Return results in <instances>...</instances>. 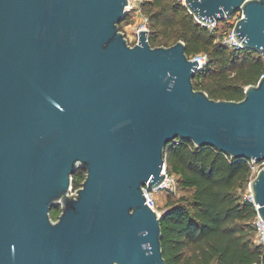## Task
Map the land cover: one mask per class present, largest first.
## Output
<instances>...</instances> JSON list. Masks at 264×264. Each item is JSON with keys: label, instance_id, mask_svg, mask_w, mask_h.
<instances>
[{"label": "water", "instance_id": "95a60500", "mask_svg": "<svg viewBox=\"0 0 264 264\" xmlns=\"http://www.w3.org/2000/svg\"><path fill=\"white\" fill-rule=\"evenodd\" d=\"M128 3L0 0V264H167L144 194L167 144L264 159V76L241 100L211 98L183 40L128 42ZM184 4L204 24L242 10L234 37L264 55V0ZM249 188L264 221V167Z\"/></svg>", "mask_w": 264, "mask_h": 264}, {"label": "trees", "instance_id": "16d2710c", "mask_svg": "<svg viewBox=\"0 0 264 264\" xmlns=\"http://www.w3.org/2000/svg\"><path fill=\"white\" fill-rule=\"evenodd\" d=\"M141 7L148 17L151 46L183 40L189 57L207 54L194 86L211 98L241 100L246 87L264 73L263 54L231 49L217 40V29L199 22L183 0H143ZM164 159L176 184L190 192L169 201L162 216L167 264H264V244L252 239L256 205L246 197L252 160L180 138L167 144ZM83 171L74 176V188L82 184Z\"/></svg>", "mask_w": 264, "mask_h": 264}, {"label": "built area", "instance_id": "2783aa9c", "mask_svg": "<svg viewBox=\"0 0 264 264\" xmlns=\"http://www.w3.org/2000/svg\"><path fill=\"white\" fill-rule=\"evenodd\" d=\"M136 1L137 0H129L128 5L126 6V9L128 10V14H129V11L131 9H136V4H135ZM137 11L141 12V8L139 7V9ZM127 17H128V15H127ZM242 17H244L243 11L237 10L232 16L226 18V21L228 23V28L223 29V30L219 29V21H214L211 24H205V25L210 27L212 30L217 29V40H220L222 43L226 44L231 49L243 48L242 43L239 42L234 37V27H235L237 21L239 19H241ZM197 20L200 22L199 19H197ZM148 22H149L148 17L146 16L144 19V22L140 26L137 27V30L135 32V40L133 43H131V45H134L135 43L139 42V31L143 30V29H148ZM201 23H203V22H201ZM123 32L125 33V31H123ZM125 35H126V33H125ZM189 58L193 59V60L197 59V61L199 63L197 66L198 67L197 73L203 69L204 65L206 64V62L208 60V56L206 53H200L198 55L190 56ZM263 76H264V73L260 76V78ZM263 167H264V159H262L260 162H255L254 160H252V163H251L252 176L253 175L255 176L260 171V169ZM163 172L165 173V179L158 187H156L152 190L148 189L146 186L144 187V194L146 197V203L152 209H154L156 211H158V208H157V201H156V197H155V191L162 190V189H167L169 191L174 190L175 189L174 187L176 185V178L174 175H170L167 172L166 164L164 165ZM72 189H73V185L71 187V192H72ZM76 191H77V189H75V191L72 193H76ZM246 197L249 200L253 201V197H252L251 192L248 195H246ZM254 227H255V230L260 235L262 242H264V221L259 216V214H257V216L254 220Z\"/></svg>", "mask_w": 264, "mask_h": 264}, {"label": "rangeland", "instance_id": "374dc122", "mask_svg": "<svg viewBox=\"0 0 264 264\" xmlns=\"http://www.w3.org/2000/svg\"><path fill=\"white\" fill-rule=\"evenodd\" d=\"M141 1L142 0L136 1V3H135L136 9H131L129 11L128 17L123 22L120 23V29L122 31H125L126 37H127L128 42L130 44L133 43L135 40V32L137 30V27L140 26L144 22V19L146 17V14L144 13V11L142 10V7H141ZM139 7L141 8V12L137 11L139 9ZM227 28H228L227 21L226 20H220L219 21V29L223 30V29H227ZM253 176H252V178H253ZM83 181H84V179L82 178L81 183ZM80 187H81V185L78 188H80ZM78 188L73 187L72 192H74L75 189H78ZM174 188H175L174 190H170V191L167 189L155 191L157 208H158V211L160 212V214H163L165 212L169 201L178 200L182 196L189 195V193H190L188 190L180 188L177 184L175 185ZM72 192H70V193H72ZM250 192L251 191H250V188L248 185V187L246 189V195H248ZM59 209H60V204H58V207L52 208L51 211L53 212V216H54L53 220H56L55 217H57ZM253 225H254V222H253ZM252 239L254 240V242H256L258 244H264V242H262L260 235L258 234V232L256 230H254V233L252 235Z\"/></svg>", "mask_w": 264, "mask_h": 264}, {"label": "flooded vegetation", "instance_id": "af4514ba", "mask_svg": "<svg viewBox=\"0 0 264 264\" xmlns=\"http://www.w3.org/2000/svg\"><path fill=\"white\" fill-rule=\"evenodd\" d=\"M84 173H85V171H83ZM61 212V211H60ZM60 212L58 213V215L60 214ZM58 215H57V217H56V219L58 218Z\"/></svg>", "mask_w": 264, "mask_h": 264}]
</instances>
